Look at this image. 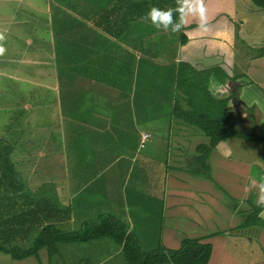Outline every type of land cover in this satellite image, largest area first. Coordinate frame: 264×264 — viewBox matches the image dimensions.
<instances>
[{
    "label": "crops",
    "instance_id": "obj_1",
    "mask_svg": "<svg viewBox=\"0 0 264 264\" xmlns=\"http://www.w3.org/2000/svg\"><path fill=\"white\" fill-rule=\"evenodd\" d=\"M117 1L108 0L110 4H115ZM157 1L159 6L164 5L165 8L175 4V0H168L169 5H166L167 0ZM205 5L209 18L207 31H200L197 23L190 20L185 26L186 29L183 28L186 34L182 32L183 29L179 32L185 37V41L181 42V37L177 36V33L157 29L159 35L167 36L163 39L165 43L158 53L150 54L152 61L143 63V66L147 71H157L154 66L159 62L165 74L159 73L158 78L154 75L152 83L154 87L157 83L163 85L168 78L169 88L154 89L157 95L154 93L149 95V88L145 86L138 94L137 63L128 64L126 61L120 64L119 56L111 51L99 49L103 59H114L118 64L114 65L108 61L105 66H99L96 59L92 58L80 67V71L92 72L87 75L82 72L79 78L66 76L64 84L67 87L65 85V95L60 109L91 107L104 95H108L110 103H106L102 108L114 105L118 113L125 110L130 113L133 128L139 139L136 151L145 146H140L141 134L146 133L143 129L150 131L151 139L154 140L150 151L138 157L133 151L128 150L127 181L137 192V198L131 201V205L134 206L131 212L119 204L116 195L121 187L126 186V181L115 190L116 197L111 190L113 182L119 178L115 166L122 159L118 158L121 152L103 165L97 167L90 165V170L86 171L89 174L88 181L94 183L99 190L109 188L96 197L103 210H111L127 220L143 245L146 240L149 241L148 249L158 244L175 249L179 247L183 238L195 237L200 242L211 244L208 264H264L262 252L264 207L259 209L260 206L257 205L260 194L258 181L264 176V141H251L258 143V147L246 148L248 153L241 145L245 140L237 138L239 143H235L234 137L231 140L220 141L207 151V169L200 168L198 166L200 152L197 151V146L205 143L206 138L200 129L174 116L175 101H169V92L174 95L176 73L183 63L187 67L186 71L193 69L208 74L207 76L203 74L201 81H205L207 90L214 99H226L225 110L231 113L239 129L251 133L254 123L257 127L256 131L264 134V10L257 7L263 12L258 16L249 0H219V2L205 0ZM67 11L68 8L64 7L63 17ZM124 11L125 9L111 11L112 17L107 21L109 29H98L102 32V36H105L101 42L107 49L106 36H111L118 43H122L119 37L127 30V35L131 36L132 25H136V22L141 20L121 19L124 17ZM117 15L121 18H114ZM117 26H122L123 29L114 34L113 31ZM230 26L238 28L235 34L241 38L242 44L243 42L246 44V48L242 46L240 53L234 50L232 31L225 30ZM151 29L156 28L151 25ZM121 47L125 48L122 51L124 54L129 55L132 51L129 44ZM251 47L256 48L258 52L260 50V55L252 56L249 53ZM117 49L118 47H112L110 50ZM142 62L143 60L140 59L139 63ZM72 68L73 66L68 65L65 71H72ZM108 71H114L115 77L112 78V74ZM211 71H217L219 79L227 75L226 80L220 82ZM145 79L146 77L143 81ZM204 93L207 96L205 91ZM149 109L161 111L154 113ZM152 114L154 116H150ZM258 118L260 119L257 120ZM56 120L58 145H60L58 148L63 155L58 163L55 162L53 151L46 152L45 146H41L40 143L39 146H34L33 150L30 149L31 153L25 151L22 147L25 134L15 144L16 140L9 139L7 132L11 121H5L1 128V185L5 189H10L9 195L18 209L23 206L27 193L29 196H38L44 204L52 207L57 204L69 207L71 220L74 221V200L79 190L88 184L80 183L81 181L70 175L73 152L67 149V142L71 145L72 141L78 140V137L74 136L72 127L69 126L71 115L66 111L64 117L56 116ZM138 123H143V126H138ZM105 125L106 122L103 121L97 129L98 132L102 131L100 129H105ZM42 129V126H37L30 135L35 139H42L40 136ZM97 130L93 127L91 132ZM255 148H258V151ZM36 152L38 155L35 154ZM4 165L11 168L12 173L5 172ZM110 169L115 170L116 174H111L115 178L110 181V187L103 186L99 179L102 172ZM155 170L158 172L156 173ZM72 188L75 190L73 191ZM144 192L151 195L155 201L148 202L144 198ZM86 200L83 198L77 206H83ZM144 202L145 207L138 208L139 203ZM158 209L162 212L160 216L155 214ZM141 211L149 214L147 226L143 229L140 228ZM253 228H260L257 241L250 236L253 235L250 232ZM227 248L236 252H228ZM255 251L262 253L260 258L249 255ZM243 260L247 262L243 263Z\"/></svg>",
    "mask_w": 264,
    "mask_h": 264
},
{
    "label": "rangeland",
    "instance_id": "obj_2",
    "mask_svg": "<svg viewBox=\"0 0 264 264\" xmlns=\"http://www.w3.org/2000/svg\"><path fill=\"white\" fill-rule=\"evenodd\" d=\"M122 2L123 0L117 1V3ZM113 6L114 4H110L108 0H0V31L5 33L4 43L7 49L6 53L0 56V147L2 146L1 128L4 126L5 121L9 120L11 121L7 129L9 139L16 140L15 144H17L25 134L22 146L25 151L31 153L30 149L33 150L34 146H39L40 143L41 146H45L46 152L53 151L55 162L58 163L62 160L63 155L58 148L60 145H58L56 116L58 118L64 117L66 111L67 114L71 115L69 126L72 127L74 136L78 137V140L76 142L72 141L71 145L67 142V149H71L73 152L70 175L81 181L80 183H87L88 185L79 190L77 198L74 200L75 220L56 225L62 230H78L84 221H94L100 213H103L104 210L96 197L100 195V192L108 191L109 188L99 190L94 183L88 181L89 174L87 172L90 170V165L95 167L103 165L110 159L115 158L119 152H121V156L118 158L122 159L115 166L119 178L113 182L111 190L114 197L117 195L119 204L126 208L128 212H131L134 208L131 201L137 198V192L134 186L129 185L127 181L128 150L133 151L136 156L140 157L150 151L154 143L150 131L143 129V132L148 133L150 137L145 146L136 151V144L139 143V139L133 128L131 115L127 110L118 113L114 105L109 108H102L106 103H110L108 95H104L91 107L60 109L65 95L66 84H64V78L68 75L72 78H79V74H82V72L86 75L92 72L80 71V67L85 62L91 61L92 58L96 59L99 66H105L108 61L114 65L118 64L114 62V59H103L99 54L100 49L107 52L111 51L114 55L119 56L121 58L120 64L126 61L128 64L137 63L138 94L140 89L145 86L149 88V95L154 93V89L162 87L161 90H166L169 88L168 78L165 79L163 85L157 83L154 87L152 83L154 75L158 78L159 73L165 74L162 72L159 62L154 66L157 71H147L143 66V63L152 61L150 54L162 50L165 43L163 39L167 37L159 35L157 29H151L150 23H145L142 20L137 21L138 25H132L131 36L127 35V30L119 37L122 43H118L111 36H106L109 50L101 42L105 36H102L100 30L109 29L107 21L112 17L111 14L113 13L110 12V9ZM64 7H67L68 11L63 17ZM116 8L118 9V7ZM252 8L258 16L263 14L256 6L252 5ZM114 18H121V16L117 15ZM122 29V26H117L114 30L121 31ZM185 29L182 31L184 35L186 34ZM228 29L232 31L234 50L240 53V49H243L242 46L246 48V44L245 42L242 44L241 38L235 34L238 28L230 26L225 30ZM183 33H177V36L182 37ZM88 42L92 43L89 44ZM128 44L131 45L132 49L129 55L124 54L122 51L125 48L121 47ZM112 47H118V49L112 51L110 50ZM255 49L251 47L249 53L252 56L260 55L261 51L258 52ZM140 59L143 60L142 64L139 63ZM68 65L73 66L72 71H65ZM111 67L114 69L113 66ZM180 67L186 66L182 64ZM108 72L112 74V78L115 77L114 71ZM192 72L200 80L203 74L208 75L205 72ZM211 72L222 82L224 76L219 79V74H216L217 71ZM145 77L146 79L143 81ZM182 87L184 88V85L176 77L173 87L174 95L169 92V101L174 100L183 109H187L188 104L185 102V98L182 97ZM192 87L194 90L197 88L198 92L205 91L210 94L205 81H196L192 84ZM155 94L157 95V93ZM215 100H217L216 103L210 101L209 107L205 111H208V113H214L216 110L221 111L222 107L218 104L220 100L214 99V102ZM149 111L156 113L161 110L149 109ZM138 115L143 116L140 113ZM261 116L263 118L262 114ZM81 121L82 125H80ZM103 121L106 122V128L100 129L102 131L98 132L97 129ZM253 124L252 132L258 136L259 139L257 140H264V134L258 133L256 124ZM37 126L43 127L40 135L42 139H35L30 135V132L35 130ZM138 126L142 127L143 123H138ZM93 127L97 131L91 132ZM196 128L200 129L199 127ZM234 142L239 143L237 138L234 139ZM3 143L5 144V142ZM183 145L185 146L184 143ZM241 145L244 146L243 150L245 152H247L246 148L258 147V143H253L251 140H245ZM11 146L13 148L12 144ZM256 151H258V148ZM35 154L38 155L37 152ZM58 156H60L59 159ZM207 158L208 155L202 157V162L207 163ZM198 166L203 168L204 165L198 163ZM205 166L207 167V164ZM114 171L110 169L102 172L99 181L103 186H111L110 181L115 178L111 174H116ZM155 172L157 173L158 170H155ZM124 182L126 186L120 188ZM90 183L91 186H89ZM118 188L120 189L115 195V190ZM72 190L75 189L72 188ZM83 198L87 199L84 205L77 206ZM144 198L148 202L155 201L146 192H144ZM145 204V202L139 203L138 208L145 207ZM135 211H137V208ZM161 213V210L158 209L155 214L160 216ZM139 216L142 223L140 228L143 229L147 226L149 214L141 211ZM250 232L253 234L250 236L256 240L260 228L250 229ZM35 234L36 231L32 233V235ZM149 246V241H147L144 245L146 251L151 250L148 249ZM117 247L118 245L110 238H100L81 243H58V252L49 260L45 249L38 252V257L31 256L23 260H14L9 255L0 252V264H125L124 254ZM227 250L228 252H236L229 248ZM262 252L264 253V248H262ZM261 254V252L255 251L249 255L260 258ZM245 262L247 260H243V263Z\"/></svg>",
    "mask_w": 264,
    "mask_h": 264
},
{
    "label": "trees",
    "instance_id": "obj_3",
    "mask_svg": "<svg viewBox=\"0 0 264 264\" xmlns=\"http://www.w3.org/2000/svg\"><path fill=\"white\" fill-rule=\"evenodd\" d=\"M251 2L254 6L264 10V0H251ZM158 3L157 0H123L122 3L115 2L116 5L111 7L110 12L125 9L122 19H141L150 6L165 8L164 5L159 6ZM166 5H169L168 0ZM113 32L117 34V30ZM184 41L185 37L182 35L181 42ZM186 68L179 67V72L177 71L176 74L179 82L184 85L181 90L188 108L183 109L178 102H175L173 115L200 128L206 142L197 146V151L200 152L198 163L203 164V169L206 170V163H203L201 158L206 157L207 151L214 148L218 142L231 137L251 141H258L259 138L253 132L246 133L236 126L231 113L224 108L226 99L218 101L222 107L221 111L216 110L214 113L205 111L209 107L208 99L213 103H216L217 100L214 102L210 94L207 93L205 96V93H199L197 88L194 90L192 84L202 81L192 75L194 74L193 69L186 71ZM224 76L226 77H223L222 82L227 78V75ZM144 134L147 135L145 139L142 138ZM148 138L149 134L142 133L140 146H144ZM4 171L12 173L11 168L6 165H4ZM1 176L0 156V252L9 255L14 260H23L31 256L38 257V252L42 249L46 250L49 260L58 252V243H81L110 238L123 252L125 264H208L212 250L210 243L200 242L195 237H185L180 241L178 248L172 249L158 244L146 251L142 246L148 240L143 245L134 229L130 228L128 221L108 209L100 213L96 220L84 221L78 230H62L56 225L72 222L69 207H62L58 204L52 207L44 204L38 196L33 197L26 193L23 203L25 208L22 206L18 209L13 198L9 195L10 189L2 187ZM263 207L260 206L259 209ZM34 231L36 234L32 235ZM168 257H171L170 261Z\"/></svg>",
    "mask_w": 264,
    "mask_h": 264
},
{
    "label": "clouds",
    "instance_id": "obj_4",
    "mask_svg": "<svg viewBox=\"0 0 264 264\" xmlns=\"http://www.w3.org/2000/svg\"><path fill=\"white\" fill-rule=\"evenodd\" d=\"M208 10L205 0H175V6L160 8L150 6L148 11L141 17L145 23H150L158 30L165 32L179 33L190 20L197 23L200 31H207L209 28ZM5 33L0 31V56H3L7 49L5 47ZM259 196L258 206H264V176L258 181ZM169 261L171 257H168Z\"/></svg>",
    "mask_w": 264,
    "mask_h": 264
},
{
    "label": "built area",
    "instance_id": "obj_5",
    "mask_svg": "<svg viewBox=\"0 0 264 264\" xmlns=\"http://www.w3.org/2000/svg\"><path fill=\"white\" fill-rule=\"evenodd\" d=\"M146 137H147L146 134H144V135L142 136L143 139H145ZM142 142H144V141L142 140Z\"/></svg>",
    "mask_w": 264,
    "mask_h": 264
}]
</instances>
